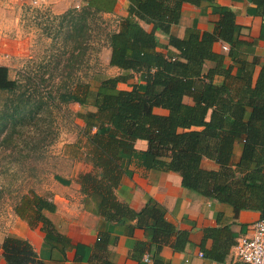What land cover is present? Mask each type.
<instances>
[{"label": "trees", "instance_id": "1", "mask_svg": "<svg viewBox=\"0 0 264 264\" xmlns=\"http://www.w3.org/2000/svg\"><path fill=\"white\" fill-rule=\"evenodd\" d=\"M127 1L128 15L108 40L109 65L120 73L95 78L97 86L78 83L65 98L83 109L77 118L84 128L74 145L79 153L73 157L92 169L79 176L82 191L101 196L100 214L108 221L138 219L140 228H152L159 249L166 245L183 251L188 233L179 232L167 211L153 200L140 212L118 201L116 190L134 175L131 165L178 173L184 188L229 205L236 215L258 212L263 220L264 68L254 81L246 62L236 56L241 28L234 13L217 11L220 19L213 31L202 32L194 25L181 39L173 28L181 22L183 5L199 6L207 0ZM117 5L118 0H88L86 9L113 13ZM142 23L153 30L147 31ZM85 29L83 24L78 30ZM157 32L168 37L166 54L157 51L161 45ZM217 42L230 46L228 55L215 51ZM228 59L233 63L228 64ZM208 63L212 65L206 69ZM236 65L240 66L236 69ZM217 78L223 80L217 82ZM120 84L131 90L121 89ZM17 88L9 67L0 63V91ZM186 97L193 103H186ZM157 108L168 114L156 113ZM138 140L148 142L146 151L135 147ZM149 158L151 165L146 166ZM20 202L24 213L56 209L36 194L29 202L26 196ZM18 205L15 210L21 214ZM205 233L214 239L217 234L225 236L224 230ZM3 251L8 264H45L20 238L8 237Z\"/></svg>", "mask_w": 264, "mask_h": 264}, {"label": "crops", "instance_id": "2", "mask_svg": "<svg viewBox=\"0 0 264 264\" xmlns=\"http://www.w3.org/2000/svg\"><path fill=\"white\" fill-rule=\"evenodd\" d=\"M128 7L127 0H118L116 10L103 15L117 13L121 20L128 15ZM224 9L234 13L236 24L241 28L236 56L246 62V70L256 81L264 68V0H207L199 6L185 3L181 22L173 28V33L183 39L187 29L194 25L202 32H211L220 19L216 12ZM142 25L149 32L153 30L152 25ZM156 35L161 44L157 51L168 53V37L160 32ZM214 49L228 55L230 46L217 42ZM227 62L233 63L229 59ZM222 80L217 78L216 81ZM119 87L131 90L127 84ZM185 102L193 103L190 97H186ZM155 112L168 114L160 108ZM135 147L146 151L148 142L138 140ZM66 158L75 164L76 172L57 174L51 188L26 195L28 202L35 194L47 200L55 206V211L24 213L23 202H20L21 214L14 210L0 220V264H8L3 251L8 237L26 240L38 260L45 264H104L107 261L114 264H244L237 259L235 246L240 238L251 235L255 223L262 220L260 213L241 211L236 215L229 205L184 188L178 173L131 165L134 175L126 177L116 190L118 201L140 212L153 200L167 211L179 232L188 233L183 251H175L166 245L159 249L153 242V229L140 228L138 219L110 222L103 217L100 214L101 196L85 194L79 182L80 174L91 171L92 166L73 156ZM151 162L149 158L146 166ZM38 215H41L40 219ZM207 229L224 230L225 236L207 237Z\"/></svg>", "mask_w": 264, "mask_h": 264}, {"label": "rangeland", "instance_id": "3", "mask_svg": "<svg viewBox=\"0 0 264 264\" xmlns=\"http://www.w3.org/2000/svg\"><path fill=\"white\" fill-rule=\"evenodd\" d=\"M87 1L0 0V63L18 82L0 91V220L55 175L76 172L66 156L79 153L83 109L65 98L78 83L120 73L109 65L108 40L121 16L88 11Z\"/></svg>", "mask_w": 264, "mask_h": 264}, {"label": "built area", "instance_id": "4", "mask_svg": "<svg viewBox=\"0 0 264 264\" xmlns=\"http://www.w3.org/2000/svg\"><path fill=\"white\" fill-rule=\"evenodd\" d=\"M235 254L244 264H264V219L255 223L251 235L238 240Z\"/></svg>", "mask_w": 264, "mask_h": 264}]
</instances>
